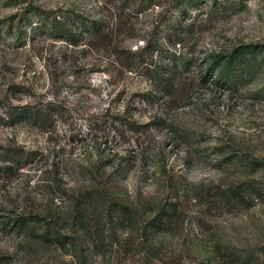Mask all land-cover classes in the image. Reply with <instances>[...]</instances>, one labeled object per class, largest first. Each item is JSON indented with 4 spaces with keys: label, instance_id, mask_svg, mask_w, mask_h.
Here are the masks:
<instances>
[{
    "label": "rangeland",
    "instance_id": "rangeland-1",
    "mask_svg": "<svg viewBox=\"0 0 264 264\" xmlns=\"http://www.w3.org/2000/svg\"><path fill=\"white\" fill-rule=\"evenodd\" d=\"M179 1L0 0V264H264V0Z\"/></svg>",
    "mask_w": 264,
    "mask_h": 264
},
{
    "label": "trees",
    "instance_id": "trees-1",
    "mask_svg": "<svg viewBox=\"0 0 264 264\" xmlns=\"http://www.w3.org/2000/svg\"><path fill=\"white\" fill-rule=\"evenodd\" d=\"M185 1L186 0H180L177 3V7H184ZM194 1L196 0H192V2ZM30 13L34 16L35 20H33L31 16H28V20L23 21L25 25H30L33 27L43 25L46 27V31L55 37L70 40L74 44L78 42L75 32L69 26V22L72 18L68 15L61 16L58 14V12L43 10L39 7H34L30 10ZM76 17L79 18L80 22L78 25L81 29H84L83 31H88L94 35H100L105 30V22L103 20H91L89 23L88 18H85L84 16ZM23 19H25V17ZM167 23H170L172 27L178 25V22L176 23L172 16L169 17ZM251 52L252 50L245 51L238 49L229 57L226 62H223L221 59L218 60L215 63L216 66H212V69H215V67L217 68V66H220L222 63H224L220 68V77L224 78L230 85L233 86L238 81L248 77L249 73H252V68L247 65L250 60L249 57ZM168 55L169 58L172 57V55L169 53ZM22 116H28L33 120H37L40 117V114L34 109L14 112V118ZM21 157V153L18 150H14L12 156L5 158L4 161H17V159L19 160Z\"/></svg>",
    "mask_w": 264,
    "mask_h": 264
}]
</instances>
